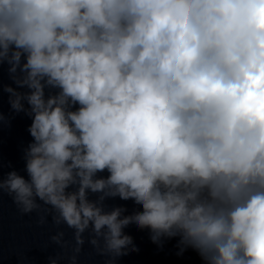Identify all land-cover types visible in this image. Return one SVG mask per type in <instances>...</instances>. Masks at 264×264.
Wrapping results in <instances>:
<instances>
[{
	"label": "clouds",
	"instance_id": "9594fccd",
	"mask_svg": "<svg viewBox=\"0 0 264 264\" xmlns=\"http://www.w3.org/2000/svg\"><path fill=\"white\" fill-rule=\"evenodd\" d=\"M21 113L25 174L0 154V203L50 217L48 264L86 244L119 264L131 226L264 264V0H0V131Z\"/></svg>",
	"mask_w": 264,
	"mask_h": 264
}]
</instances>
